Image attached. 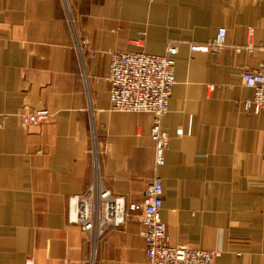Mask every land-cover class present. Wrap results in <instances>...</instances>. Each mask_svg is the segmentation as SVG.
I'll use <instances>...</instances> for the list:
<instances>
[{
	"label": "crops",
	"instance_id": "0c3cea01",
	"mask_svg": "<svg viewBox=\"0 0 264 264\" xmlns=\"http://www.w3.org/2000/svg\"><path fill=\"white\" fill-rule=\"evenodd\" d=\"M220 26L226 45L202 50ZM249 38L264 46V0H0V264H145L128 206L154 179L171 244L264 264V111H244L241 79L263 54L235 49ZM168 44L175 84L156 165L152 115L112 111L106 77L112 53ZM38 108L49 121L23 125ZM90 185L125 213L95 240L68 219Z\"/></svg>",
	"mask_w": 264,
	"mask_h": 264
},
{
	"label": "built area",
	"instance_id": "2783aa9c",
	"mask_svg": "<svg viewBox=\"0 0 264 264\" xmlns=\"http://www.w3.org/2000/svg\"><path fill=\"white\" fill-rule=\"evenodd\" d=\"M226 29L217 28L214 37L202 50L216 52L226 45ZM258 49L263 58L256 68H243L241 79L252 89L251 98L245 99L243 109L257 115L264 111V46L255 47L250 38L244 46H236L240 51ZM87 49V48H86ZM199 49L190 46V50ZM176 47L168 44L163 54L145 52H117L111 54L107 81L109 83L110 109L118 112H145L153 117L151 138L154 143V163L162 165L163 152L167 146V134L160 126L161 118L167 112L168 98L175 84L174 55ZM0 114V129L3 123ZM50 113L45 108L21 114L23 125L48 122ZM162 185L159 179L150 182L139 202L128 206V211L139 215L142 237L146 246L145 264H213L219 252L184 245L171 244L166 234V225L161 219ZM70 199L68 219L77 224L90 240L102 236L111 227H118L124 221L123 201L114 198L104 188L90 185L81 195ZM25 264H35L32 258Z\"/></svg>",
	"mask_w": 264,
	"mask_h": 264
},
{
	"label": "rangeland",
	"instance_id": "374dc122",
	"mask_svg": "<svg viewBox=\"0 0 264 264\" xmlns=\"http://www.w3.org/2000/svg\"><path fill=\"white\" fill-rule=\"evenodd\" d=\"M85 46H87V45H84L83 48H84ZM83 48H82V49H83ZM89 50H90V49H88V48L86 49V48H85V51H88V53H89ZM79 52L82 53V50L79 49ZM33 111H34V110H33ZM33 111H31V112H33ZM31 112H28V113H31ZM28 113H22V114H28ZM20 115H21V114H20ZM20 115H19V118H20Z\"/></svg>",
	"mask_w": 264,
	"mask_h": 264
}]
</instances>
